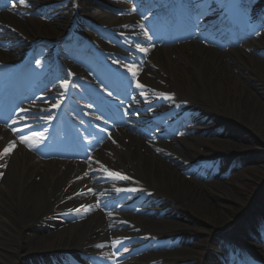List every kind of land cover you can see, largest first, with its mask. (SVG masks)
<instances>
[{
  "label": "bare ground",
  "instance_id": "obj_1",
  "mask_svg": "<svg viewBox=\"0 0 264 264\" xmlns=\"http://www.w3.org/2000/svg\"><path fill=\"white\" fill-rule=\"evenodd\" d=\"M86 1L92 0H77L79 8L76 10L110 31L113 26L130 33L138 23L134 9L109 3L110 11L122 14L123 18L114 14L100 17L89 12ZM226 1L222 4L219 0H211L210 5L229 12L235 4L233 0ZM68 5L53 9L56 23L65 20L68 24L71 16L70 11L65 15ZM102 15L105 14L102 12ZM12 25L18 35L12 34L11 27L0 28V39L9 40L16 51L23 49L28 43L26 40L49 41L51 36L58 34L43 36L40 30H46L44 28L49 25L31 19L15 21ZM200 29L194 28L193 33L199 34ZM204 30L208 32L206 28ZM244 34L242 32L240 36ZM260 41L251 39L249 45L227 51L196 42L169 49H154V44L149 42L142 47L146 49L142 55L148 60L135 66L138 85L142 86H137L136 99L154 105L163 103L171 114L173 110H187L191 106L189 109L198 111L202 118L207 116L204 121L195 117L197 125L191 130L197 135L178 140L180 148L172 155L166 156L155 150L163 142L147 141L130 127L124 130L116 127L105 141L98 142L99 147L92 146L96 140L83 144L87 145L84 149L86 161L73 159L67 152L61 154L45 145L36 146L37 141L42 142L39 138L41 130H32V122L25 113L5 109L8 121L0 124V264H25L27 260H39L41 264H101V259L110 264H123L126 259H133L137 264H229L230 251L223 252L224 257L219 255L218 258L221 237L209 230L215 226L233 233L241 243L255 249L257 246L248 239H258V232L238 226L237 217L242 206L244 208V201L238 183L232 180L235 174L230 172V179L206 175L196 180L186 173L189 169L197 172L214 158L224 167L238 154L251 155L248 142L229 135L225 127L220 126L222 124L234 122L245 126L264 144V74L258 73L259 66L264 65V42ZM122 44L129 50L137 48L126 38ZM246 47L252 48L253 53L247 54ZM4 53L0 50L1 70L5 61L11 63L9 61L13 59L9 54L4 58ZM249 67H254L253 71L260 75L261 84L246 81L243 72ZM39 73L35 71L34 76ZM98 75H94L92 81L101 84ZM145 81L158 85L165 96L148 97ZM108 93L102 89L103 95ZM52 95L59 99L55 103L49 102L42 110L43 119L48 125L67 124L56 120L53 113L54 108L57 110L61 106L63 96L60 92ZM127 118L122 117V122ZM76 123L81 121L74 120L67 125ZM21 137L27 142L22 143ZM213 142L218 144L214 153H196L199 147L205 149L207 143ZM10 143L14 147L4 154V148ZM257 166L264 171V158L241 168L253 172L259 170ZM111 171L129 179H125L124 184H107ZM126 184L136 185L138 191L127 192ZM123 187H127L125 192ZM133 193H137V200L133 199ZM215 195L229 198V204L221 202ZM112 205L133 207L135 212L145 216L140 224L143 229L154 236H163L166 241L162 243L150 236L141 243L131 232L116 231L120 218L113 215ZM261 206L264 207V203ZM228 214H234L236 221ZM184 218L185 223L178 221ZM193 221L206 225L203 231L207 230V233L202 239L193 233L196 231L191 224ZM77 227H81V235L76 237L73 232ZM203 239L206 242L201 244ZM166 242L171 248L162 250ZM169 249L184 255L168 258ZM62 250L69 251V255H58L57 252ZM236 251L248 257L241 249ZM157 253H161L158 258L165 257V263H156ZM252 255L264 258V253ZM252 264H264V260Z\"/></svg>",
  "mask_w": 264,
  "mask_h": 264
},
{
  "label": "rangeland",
  "instance_id": "obj_2",
  "mask_svg": "<svg viewBox=\"0 0 264 264\" xmlns=\"http://www.w3.org/2000/svg\"><path fill=\"white\" fill-rule=\"evenodd\" d=\"M9 1H10V3L13 2L12 0H9ZM35 1H39V0H33L32 1V4H37V5H33L32 9H31L32 14L27 15L24 18L25 22L30 21V19L34 20V21L36 20V21H40L41 23H44V24H49V26L52 25L53 26L52 28H54L56 26V25H54L55 19H53V17H51V15L53 14V11H51L49 8L52 6H54V7L57 6V4H53V3L57 2V0H40L42 4L35 3ZM3 2H4L2 4L3 7H1L0 9H4L5 6L8 5V2L6 0H3ZM258 3L259 2H257L253 6V8L256 9V14H261L262 6H259ZM67 9H69V6L67 7ZM42 16H45V18H43ZM254 16H255V14H254ZM6 18L8 19L9 17L6 16ZM47 18H49L50 20ZM262 22L264 24V21H262ZM262 22H261V24H259V26L257 28H254V31L257 33V38L255 40L258 41L261 39L260 42H264V26L262 25ZM6 42L7 41H0V49L6 51L5 53L10 54V52L8 51V45L6 44ZM244 51L247 54H249L252 52V48L251 49L247 48ZM259 58H261V57H259ZM114 65H115V63L112 64V66H114ZM259 67H260L259 68L260 72H258V73L264 74V65H260ZM253 69H254V67H253ZM253 69H251L250 67L248 69H244V70H248V71L243 72L244 75H246V77H245L246 81H255L257 84H261L262 80H261L260 75H258V74L256 75L257 72L253 71ZM52 81H53V79L50 80V82H52ZM194 117H198L201 119V121H204V120H206L207 116H205L203 118H202V116H199V115L194 116ZM194 120L196 122V118ZM163 122H164V120H163ZM183 124L188 125L189 120L183 122ZM196 125H197V123H195L193 125L189 124V127L190 126L195 127ZM220 126H224L225 128L222 127V129L224 128L229 135L234 136V137H239L240 139L246 140L248 142V145L252 148L251 155L247 154L245 156V155L238 154L237 157L229 163V165L224 166V167H221L220 163L214 161L209 165V167H211V168L208 170V175H211V176L220 175L221 177H223L225 179H227V178L230 179V177H229L230 172H233L235 174V176L232 177V180H235L238 183L239 189H240L243 201H244V208L242 206L240 214L237 217V220L239 219L238 226L243 228V227L248 226V225L250 226L251 225L250 221H255L256 219L260 218L259 216L263 215V214H261V212L264 213V209H262V207H260V204L264 203V171L262 169H259L260 165L257 166L259 170H253V172H250L249 170L242 169L243 167H248V166L253 165L254 160L264 158V144H262L253 135V133L250 130H248L245 126H240L238 124H235L234 122H231V123L225 124V125L222 124ZM220 128H218V129H220ZM175 130H176V137L173 139L174 141L170 144H167V149L169 150V152H172L173 150H178V148H179L178 140H180V139L188 140V138L197 135V133L195 134V132L193 130H191V128L187 129V128L181 127V129H180L179 125L175 127ZM217 147H218V144L215 142L207 143V147H205V149L202 147H199V149L196 153H200L203 151H206L207 153H209V152L214 153ZM196 153H194V154H196ZM187 176L189 178L191 177V178H195L196 180H199V178L201 177V174L193 175L192 173H190V174L188 173ZM252 180L254 181L253 183H251ZM215 197L217 199H219L221 202L229 204V198L222 197L219 195H215ZM117 211L119 212V217H122V219L120 221L123 223V225L121 226V229H123L125 226L124 225L125 219L122 215H126L128 212L123 210V209H119ZM117 211L114 210V212L116 214H118ZM135 216H136L135 221H137L140 224H142L144 222L143 221L144 218L141 217V215L137 214ZM228 216H230V217L232 216L233 219L236 221V218H234L235 217L234 214L233 215L228 214ZM159 218H164V217L159 216ZM174 218H176V217H174ZM174 218H173V220H175ZM263 218H264V216H263ZM178 221L181 223H185L186 219L184 218L183 220L180 219ZM191 224H192L193 228L196 229V231H194L193 233L197 234V236L201 239L203 237H205V233H207V230L206 231H203V230H204V226H206V225L199 223L197 221H193ZM220 228L221 227L218 228L215 226L213 228V230H212V228H210L209 230H211L214 234H217L218 237L220 236L221 237L220 244L223 245L224 247L228 248L229 246L225 242H227L228 239L231 240L229 235H232V234L226 233V230H223V228L222 229H220ZM199 231H202V233H199ZM73 233H74V236H76V237L81 235V227H77ZM144 233H145V231L143 229L137 230L138 236L139 235L143 236ZM207 238H209V237H207ZM204 240L205 239H203L201 241V244L206 242ZM168 246H169L168 242H166V244L162 248V250L163 249L167 250L168 248H171ZM245 248L248 249V247H245ZM168 251H170V256H168V258L181 257L184 255V253H178L172 249H169ZM159 254H161V253L156 254V263H162V261L164 262V260H166V259H164L165 257L164 258L163 257L158 258V257H160V256H158ZM167 263H169V261H167ZM27 264H29V263H27ZM35 264H39V262H37ZM103 264H107V263L104 262Z\"/></svg>",
  "mask_w": 264,
  "mask_h": 264
},
{
  "label": "snow or ice",
  "instance_id": "obj_3",
  "mask_svg": "<svg viewBox=\"0 0 264 264\" xmlns=\"http://www.w3.org/2000/svg\"><path fill=\"white\" fill-rule=\"evenodd\" d=\"M19 3L24 4L25 3V0H19ZM141 51H146V49H141ZM37 64L39 65V61H37ZM133 75L135 76L136 73L133 72ZM63 86L64 87H68V83L65 82ZM138 87H142V86L141 85H138ZM110 94L111 93H109V95ZM161 95L162 96H165V94H163V93ZM165 98H169L170 99V97H165ZM41 139H42V136H41ZM21 142L22 143H26L27 141L23 137H21ZM13 147H14V144L10 143L7 147L4 148L3 153L4 154H8L12 150ZM105 171H108V170L105 169ZM109 176L112 177V178L121 179V180L129 179L128 177H126V176H124V175H122L120 173H117V172H109ZM76 211H79V209H77ZM97 247H102V245H97Z\"/></svg>",
  "mask_w": 264,
  "mask_h": 264
}]
</instances>
